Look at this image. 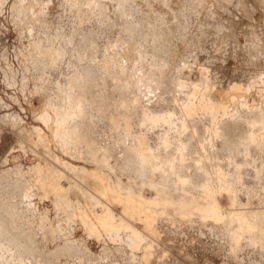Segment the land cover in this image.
I'll list each match as a JSON object with an SVG mask.
<instances>
[{"label": "rangeland", "instance_id": "1", "mask_svg": "<svg viewBox=\"0 0 264 264\" xmlns=\"http://www.w3.org/2000/svg\"><path fill=\"white\" fill-rule=\"evenodd\" d=\"M76 1L75 0H60L59 2V0H0V178L2 179V182H6V184H9V187H11L10 190L14 188V191H16V192L13 191V194H12L13 199L11 198V196L6 198L9 201V203H6V204H9V205L13 204L12 205L13 211L15 210L16 214L20 215L22 219V220L19 219V222L21 221V223H18L20 225V226L18 225V227L20 228L17 229L18 231L16 232V234L19 232L20 233L16 236L11 233V235L15 236L16 238L15 239L13 237L14 242L18 244L16 245L15 249L10 250L8 248V243L4 241V237L0 235V259L2 260V264H264V239H263L264 235H263V238L261 237V235L258 236V234L264 233V221L259 219L256 222L254 226L257 229H260L256 233L243 232L241 229H239L236 222L228 221L229 214L231 213L230 211L235 213L237 211H240V209L242 212H247V213L262 212V214L259 213L260 217L262 218L264 217V156H263L264 151L262 152L259 150L257 151V150L252 149L251 152H249V154L231 153V155L229 153L225 154L226 152L223 153L221 151L218 152L216 150H215L216 151V154H215L214 153L215 151L214 152L210 151V149H209L210 152L208 151L206 152L205 156L208 155V164L212 168L211 172H213V178L216 176V175L214 176V174H218V177L221 176L220 178L227 179L226 180L228 181L227 188L226 187L225 188L226 190L231 189V191L229 192H231V194L233 193L232 196L234 200L233 205H230V202H229L230 200H228V198H226L225 196L224 198L223 196H221L220 198L221 200L217 199V204L220 205V208H222L221 210L224 211L223 216H222L224 219H222L223 221L222 220L220 221L221 223L217 221L218 224L217 223L215 224L214 222L216 221L211 222L210 219L208 221H202L206 219H202V217L198 218V215L196 213H193V211L196 209L194 204L190 203L186 199H183V196H181L180 194L178 193L175 194L176 191L173 190L172 185L170 186L171 180L169 181L170 183L166 182V180L164 182V180H162L163 178L160 177L162 179H159V180L157 179L156 180L158 182L157 183L153 181L152 176L148 174L146 175V179H144L146 180V182H144L143 177L145 178V175L142 174L143 176H141L140 172H136L137 170L138 171L140 170V167L136 166L134 161L131 162V160L129 159L130 157H127V155L124 154V156L126 155L125 157H127L124 160L127 163L126 165L125 163H123V161H121L123 159H120L121 161L120 163V161L118 160L119 158L118 159L114 158V156L116 157L117 155L118 157V155L120 156V154L121 156H123V154L120 153L119 149L126 152L127 151L126 148L130 147L129 143H131L132 141L131 140L127 141V139H125L119 131L116 134L115 133L116 130H113L110 124H107V119L109 122L111 120H112L111 122L113 121L114 123L117 122L119 118L115 117L116 120L115 119L113 120L114 118L113 116L117 114H119L120 118H122L119 112V109L122 108L123 110H126L125 108H127L128 106L127 102L129 101H130V105L133 101L134 102H136L137 100L140 101L137 103V105L140 103L139 104L140 106L137 107V105H135L136 109H139V114L141 112L145 113L146 108H147L146 112L148 111V108H149V111L151 110L150 112L153 114V116H154V113L156 116V113H158V115L159 114L169 115V113H171L172 111L176 112L175 105L180 101L181 103L186 102V100L182 98L184 96V93L182 96V93H181L182 91H180L181 88H178V87L175 88V86L176 84L179 86L180 85L179 82L181 83L183 82V80L184 81L186 80L187 82V80L191 79L193 81L194 78L191 77V75L189 74L185 75L187 74V72H185V69L186 71H188L187 67L189 66L188 69H190L191 71L192 69L196 68L198 65L200 67H202L203 65L204 66L211 65L210 70L213 68L214 70L218 71L216 74L218 75L217 78L216 77L211 78L214 83L216 82L215 79L217 80L220 77V73L221 75L224 74V71L225 73L227 72V74H229L230 72L233 75L241 74L242 72L243 73L242 77L248 78L246 77L248 75L250 78L251 77L252 79L254 78L255 81L253 82V86L255 87L251 86V89H250L251 91H249L254 96L253 95H252L253 97L250 96L251 99L248 97L249 99L247 100V102L251 103L254 101L256 102L255 104L258 106L260 110H264V102H263L264 101V98H263L264 97V47H263L264 40L261 39V38H264V11H262L261 9V8H264L262 7L263 5L262 3L264 1L261 3L262 4L261 7L256 9L257 11L261 9L257 13V11L256 12L253 11L254 8L252 7V4H250V0H246V2L245 1L242 2V0L241 1L238 0L239 2L237 5H235L237 1L234 2L233 0V3H235L234 4L235 6L233 5V3L231 5L229 4L232 2V0L229 3L227 2L228 5H226L227 3H225L228 0H223L225 4H223V2H221L220 0V3L223 6L226 5L227 7V10H223V11L220 9V7L222 8L223 6H221V4L218 3L219 0L217 2L216 0H193V2L192 0H178L180 2V5L179 7L175 8L176 13H174L175 15L174 17L177 18V21L175 18L173 19V17H171L173 13L170 14L171 10L169 8L167 9H169L170 12L167 9L164 10V13L166 14V16L170 15V20L172 19L173 22H175L171 24L170 22L172 20L170 21L169 19H167L163 12H158L157 16L153 13L152 14L154 16L153 15L150 16L151 13L148 14V12H151L153 10V7L151 10L152 2H154L153 0L152 1L143 0L142 6L144 7H141V8L139 6L141 5L140 3L138 4L139 7L137 6V3L136 5L135 3L132 4L134 0L132 1L127 0L128 2L131 1L132 3L131 2L127 3L123 0H117V1L107 0L108 2L106 0H98L97 2L100 1L99 4L95 3L96 0L95 1L90 0L91 6L88 3L90 2L89 0H76ZM101 1L105 4H103ZM110 1L111 2L114 1L116 4L122 1L123 2L122 5H124V7H130L129 5H131L130 7L131 11L128 12L127 8L125 10V8L121 7L122 5L119 6V4L117 5L118 7L117 6L113 7L112 5L115 6V3L113 2L114 4H112ZM147 1L148 2L151 1L150 6L147 4ZM169 1L171 2V0H162L163 3L164 2L169 3ZM92 2L100 8H102V5H100V3H102L103 5L106 6L108 11L106 10L105 6H103L102 10L104 11H102L101 9L97 8V6L95 7ZM124 2L127 4V6L125 5ZM72 3H74L75 9H74V6H72L73 5ZM196 4L199 7L196 6ZM239 5L241 6V8L246 6L245 8L247 9L243 8L242 9L243 11H242L239 8L240 7ZM135 6L138 7L137 10ZM94 7L96 9H94ZM70 8H72L73 10ZM88 8L89 10L94 9L96 11L91 10V13H90ZM122 8H124V10ZM144 8H146L149 11H147ZM195 8H197L199 11L195 10ZM134 9L136 10L135 12H134ZM217 9L219 11H217ZM77 10L78 12L80 10L81 13L78 14ZM244 10L246 11V13ZM45 11L47 12L45 13ZM115 11L117 12V16H116ZM195 11L198 12V14H196ZM216 11L218 13V14L216 13L217 15L216 18L218 17L217 19L214 18L215 17L214 13ZM220 11L222 14V15L220 14L221 18L219 15ZM247 11L248 12L250 11L249 12L250 14H248V16L250 15L249 22L251 23L250 24L248 23V21H246L248 23V27L246 25L247 23L244 21V19L247 20L248 18L246 16V14L248 13ZM111 12L113 14L112 16L115 15L114 18L110 17ZM222 12L224 13V15L230 12L229 15H231L230 19H232L233 24H235L237 21L236 20L237 14L242 13V16L244 14L245 16L243 19H242V16H240L241 14L238 16H239V19L241 17L242 21L241 19L240 21L246 26V27L243 26V28L247 29L245 30V32L246 31L247 32L242 33V32H239V31H243L242 29L237 30V28L239 29V27H236V29H234V26L232 25L233 27L232 29H230L231 25H230V28L228 26V28L230 29L229 32L231 30H233L232 32L237 30L234 33L228 32L232 36L230 37V41H231L230 42L228 38L230 35L228 36L227 35L228 33H226L228 31V28L225 30L227 37L225 36L223 32L224 31L223 26L225 29V24L223 23L227 22L225 18H227L229 15L228 16L225 15V18H224V15ZM231 12L233 13V16H236L235 18L232 16ZM127 13H128V16H127ZM76 14H78V17H79L78 19H77ZM89 14H91V16ZM101 14L103 17L101 16ZM125 14L126 16L124 17L127 19V21H124L126 19L122 18L123 15ZM206 14L210 15V17L206 16ZM106 15H108L109 17H107ZM148 15L150 16V19H156L157 21L151 20L150 22ZM211 15L214 17H212ZM205 17H209V18L212 17L214 21L213 19L206 20ZM252 17H253L254 23L251 22L252 20L250 18ZM201 18L203 20H201ZM219 19H223V21L225 19L226 21L225 22L222 21L223 23L219 22L221 24L219 25V23L217 22ZM234 19L236 21H234ZM167 20H169V22H167ZM256 20H257L256 28L259 34L255 28ZM154 21H156L157 23L156 25H158V23L159 25L158 26L154 25L156 27H153L151 23H153ZM162 21L163 22L166 21L165 24L163 23L164 25L161 24ZM205 21L209 22L211 25L209 23L208 25L207 22ZM229 21L230 20L228 18V22L226 23L227 25L228 23L230 24ZM148 22L150 25H148ZM216 22L218 23L219 28L223 30L222 32L217 31L219 30V28L217 25H215L217 24ZM125 24H127V27ZM166 24H168L167 25L168 31L169 29L172 30L171 31L172 33L169 37H168V34L163 33V32H167L165 31V29L167 30V27L165 28ZM212 24H214L215 27L217 28L216 30L217 32L214 31V29L216 28L214 26L213 28ZM183 25H186V26L184 27ZM251 25L252 27H250ZM156 28L158 29L162 28L160 30L161 32L158 31V29ZM202 28L205 31L204 30L201 31ZM145 30H146V33H144ZM249 30H251L250 35L248 34ZM252 30H253V34H256L257 36L259 35L258 37L261 36L260 38L261 42H260V39L256 35L252 36L251 38ZM208 31L209 33H211L212 31L213 32L209 35ZM215 32L217 35H215L214 37L213 34ZM143 33L145 34V36L143 35ZM206 33L208 34V36L206 35ZM247 34L249 36H247ZM160 35H162L163 37ZM216 36H217V39L219 38L218 39L219 41L215 40ZM235 36L236 38H234ZM245 36H247L248 38L250 37V38L248 39ZM146 37L147 38L149 37L148 40ZM158 37H162V38L159 39ZM205 37L209 40H207ZM253 37H255L256 39L258 38L257 41L256 39H254L257 42L256 44H254L255 43L254 40L252 41ZM81 38H84V39H81ZM150 38H152L153 40L151 41ZM155 38L156 40H159L158 44H157V41L154 40ZM221 38H223L226 44H227L226 41H229L228 46H230V43L231 45L234 44L232 43V41L235 42L234 46H236L238 43L239 45L237 47L240 48V50L238 51L235 50L236 52L232 53L233 51H230V50L231 49L233 50L234 46H230V47H233L230 49V47L228 48L227 45H223L225 43ZM226 38L227 40H225ZM142 39L143 41H141ZM162 39H164V43H165V39L166 40L168 39L167 41L169 43H167L166 41V45L160 44V42L161 43L163 42ZM212 39L214 40V42ZM84 40L87 41L86 42L87 44L85 43L82 44ZM88 41L90 42L91 45L88 43ZM247 41L249 43H247ZM250 41L251 43L252 42L254 43L250 44ZM75 42H76V45H75ZM258 42L260 43L259 45H258ZM136 43H138V45ZM201 43H203L202 46L200 45ZM77 44H79L78 45L79 47L77 46ZM204 44L205 46H203ZM220 44H222V46H220ZM83 45H85L84 46L85 49L82 47ZM93 45H94V50L96 51V55H94L95 51L92 50ZM113 45H114L115 50L113 49ZM125 45L127 47H125ZM133 45L135 48H133ZM139 45L142 46L141 47L142 49L139 47ZM213 45L220 46L218 48L216 47L217 50L214 49L216 50L215 52L216 54H218L219 58L216 56V54H214L215 52L213 53L212 51V53L215 56H212L213 54L210 52V50H213L211 48ZM128 46H132L131 48L129 47L131 50L136 49V51L130 50V52L133 53L132 55H134L135 58L139 56L142 59L144 57L143 58L144 63L143 61L142 62L140 61L142 64V67H141V64H139L140 67L136 64V66H133L132 68L131 66L132 63H129V62H132V61L135 62L134 61L135 58L133 57L130 58L129 56L131 55V53L128 51L125 52L128 49ZM200 46L201 48L198 49V47ZM223 46L224 48L221 49V47ZM80 47H82V49ZM86 47L88 48L86 49ZM243 47L245 48L241 50V48ZM261 48H262L263 55L260 51ZM46 50L49 53L46 52ZM81 50H84V51H81ZM137 50L139 51L137 52ZM207 50L209 52H206ZM75 51L77 54L75 53ZM223 51L225 52L229 51L228 52L229 54L227 52L226 54H224ZM240 51H242V55ZM57 52L59 53L58 55L60 56V57L58 55L56 56V58L59 57L57 58L58 60L56 58L51 57V53H57ZM83 52L85 55L82 54ZM90 52L93 56H91ZM134 52L137 54H135ZM78 53L82 57L78 55ZM209 53H210V56L212 57L209 56ZM195 54L197 57L195 56ZM220 54L222 56V59L220 58ZM115 55L118 57V59ZM42 56L44 57L43 58L44 60H42ZM48 56L50 57V59H54L53 60L54 64L51 63L52 60L50 61V64L48 63L49 60L48 62L46 61L47 59H49ZM52 56L54 57V54ZM79 56H80V59H79ZM150 56L151 57L153 56L154 58L151 59ZM87 57L89 61L86 60ZM115 57H116V61H118L117 65H116V61H113V59L115 60ZM139 57L136 63L138 62V60H141L139 59ZM93 58L96 62L93 61ZM194 58L195 59L197 58V59L194 60ZM104 60H107V64L109 63V61H111V63H109V66L110 64L114 62V64L112 65H115V66H111V67H109L108 65L107 67L104 66L106 64L105 62V64L103 65ZM209 60H211L214 64L210 62ZM214 60L217 62H214ZM145 61L147 63H145ZM100 64H102L101 66L108 68V70L104 68L102 69V67H100V70H99ZM118 65L120 68L118 67ZM116 66L119 68V70ZM182 66L184 67L182 68ZM115 67L117 68V70ZM121 67H122L123 75L126 70L125 75H128L126 79L124 78L125 75L123 78L118 76V75H122L120 73ZM125 67L127 69H125ZM145 67L147 68L145 69ZM216 67L217 68L219 67V68L217 69ZM86 68L88 70H86ZM141 68L142 70H139ZM101 69L104 71H102ZM128 69L130 73H127ZM147 69H148V72H147ZM155 69H157L156 71H154L155 73H157L156 74L157 76L161 75L162 78L163 77L165 78L162 79L158 77L159 78L158 79L157 76H155L153 72V70ZM173 69H176L175 71H178V75H176L177 72H175V74L173 73L174 71ZM180 69H184L181 71V72L184 71L183 72L184 75L183 74L181 75ZM105 70H107L111 74L106 72ZM110 70L112 72L114 70V72L117 73V77L119 78H117L116 75H114L115 74L114 72H113L114 76H112V72ZM143 70L146 71L147 74L149 73L154 74V76L157 79H154L155 77L153 78V76L149 77L150 74L147 75L146 73H143L144 72ZM234 70H236V72ZM137 71H138V74H136ZM140 71H143L142 72L143 74H140ZM239 71L241 72L239 73ZM97 72H99V74ZM132 73H133V76H132ZM234 73H237V74H234ZM78 74H81V78L80 76H76ZM171 74H173L176 77L177 76L180 77L179 80L181 78H184L185 76L183 80L182 79L181 81L178 80V83H176L175 86L173 87H171V85L173 84H171V81H170V87L172 89L169 88V83L166 84L167 82H169L168 80H170L171 78L176 79V77H174ZM129 75L131 76L130 78H129ZM85 77L87 78L85 79ZM97 77L99 78L97 79ZM106 77H107V80L108 78L113 79L114 77H116L115 79L117 81L120 80L121 78L122 79L118 83L116 82L115 79H114L115 81L113 80L114 82L112 81L108 82L106 80ZM72 78H75L76 81L80 80V82H78L79 84H77V87L71 86L74 81ZM99 79L101 80L100 84L103 81L101 85H99ZM161 79L162 81L160 82ZM130 80H133L134 82ZM156 80L160 82L159 83L160 85L158 84L159 86L153 87L152 82ZM70 81H71V85H70ZM175 81H172V82H175ZM81 82L84 83L83 86ZM226 83L225 84L220 83L221 85L220 87H222L223 89L225 88L224 90L229 88L228 84L230 85L229 82H226ZM95 85H97L96 86L97 88L95 87ZM108 85L110 86L108 87ZM87 86L89 87L87 88ZM90 86L91 88H93L92 86H94V88L89 89ZM105 86H106V89H105ZM122 86L125 91L128 90L127 92L129 93L130 97L132 95L131 98L129 97V95H126L128 93H125V91L123 92L122 88L120 89V91L122 90L123 93H120V91L118 92L119 88ZM98 87L100 90L98 89ZM70 88L73 89L72 92H70L71 91L69 90ZM95 88H96V91H98L97 93L95 91ZM84 89L88 92H86ZM135 89L137 92L135 91ZM176 89L179 90V91L177 90L178 91L177 93H176ZM76 90H78L79 94L82 93L80 92V90L81 91L84 90L83 92L85 93L80 94V95L86 94L84 95L86 96V98L85 97L83 98V96H80L82 98H79V94H77L78 92H76ZM102 90L105 92L110 91L108 93L109 97L105 93V95L108 98L105 95L104 96L106 98L104 96H103L104 98L102 96H101L102 98L100 96L97 97L98 95H103L102 93L104 92H102ZM113 90L117 91L115 93L117 94L116 95L117 98L113 94ZM171 90L174 93L173 97L171 95L172 94ZM58 91L59 93H61L60 95L61 97L57 94ZM92 91L95 92L96 94L95 95L94 93L91 94ZM69 92H70L69 95L73 93V95H75L76 98L78 95V100L75 99L77 100V104H78V101L84 99L83 101H81V103L82 102L85 103V107H84L85 109L83 108L84 104L82 103V105H80L79 107L81 109L79 110L80 111L85 110L84 113L86 114H84L83 112H80V114L82 115V117H80L81 119L80 120L78 119L80 115L79 112L78 113L75 112L74 118L71 120V122H70L71 117H66V121L63 122V125L66 128L65 131H68V133L70 132V134L74 131L72 129L79 128L78 133L77 131L76 133L75 132L74 133L77 135V138L82 139V141H80V139H77L76 140L77 142L76 141L74 142V139H76V137L74 136V138L72 139L73 141L70 142L71 144L67 142L69 144L68 145L66 144V142L63 144L62 140L55 138V135H56L54 134L56 132L55 128H57L59 125H57L56 123V121H58V115H57V118H55L54 116L57 113H55L54 115L53 113L55 111L57 112V110L54 111L55 109L54 107L59 109V106L64 107L66 105L65 103L66 101L64 103H62V101H64V99L67 100L68 97L63 98V100H62V97H65V95H68ZM89 92H90L89 96L93 95L94 97L90 96L91 98H88L87 93ZM258 92L260 93V95H258L259 94ZM110 94L112 96H110ZM137 94L139 96L135 97ZM167 94H170V95H167ZM73 95L71 96V98L74 99L75 96L73 97ZM121 96L123 99L122 103H124V106L126 105V107H123V104H121V108H119L120 106L116 105V103H119L120 105ZM176 96L178 97L176 98ZM124 97L127 100H125ZM126 97H128L129 99ZM87 98H88V101H87ZM132 99H135V100H132ZM173 99L175 100L178 99V100L175 101ZM172 100L174 101V103H172L173 102ZM113 101L114 103H111ZM257 101H259L258 104H257ZM91 103H92V106H91ZM108 103H111V104H108ZM77 104L75 103V107L79 106ZM114 104L115 106H113ZM183 104L185 105V103ZM53 105L55 106L53 107ZM177 105L181 106L180 103ZM101 106L103 107L101 108ZM87 107H89V109H86ZM90 107H93V108L91 109ZM113 107L115 109V112H118V113L115 114L114 109H112ZM117 107L119 108L118 110H117ZM141 108L145 110L141 111ZM100 111L102 112V114L100 113ZM98 113H100V115ZM237 113L239 114L241 113V117L243 118L242 120L245 123L247 122L255 123L256 121V119L248 117V115L247 116L244 115L239 109ZM75 115H77V118H75ZM158 115L156 117H158ZM99 118H101L102 120L100 121ZM77 119H78V122L80 123L76 125L73 120L77 121ZM134 119H132L133 123L130 122L131 123V127H129L130 134L132 135L133 133V136H138L140 138L143 136L141 139L144 140V143H145L144 149L146 150L149 149L150 151H152L153 156L158 155V157H156L155 159L159 158L158 159L159 163L160 162L162 163L163 161L164 163L167 162V160H165L166 159L165 154H163V151H165L166 149L162 150L163 148H161V145L159 144L164 140L163 135L166 133L165 127L162 126L161 124L159 125L160 128H158L159 126L158 127L156 126L154 130H153V127L150 130L149 129L150 125L146 123L144 124V126H141L139 128V124H140L139 117L137 118L138 120L136 121H134ZM263 119H264V116L261 117V120ZM98 120L100 122H98ZM71 123L73 124L71 125ZM262 132L263 131L259 132V135L260 134L263 135ZM37 133L39 135H37ZM172 135L173 134H169V136H167V133H166V137L169 138V140L170 138L174 137ZM160 137H162L163 139ZM159 139L160 141L162 139V141L160 142ZM182 139L184 140L182 141L185 144L189 142V139L186 137H183ZM122 140L123 141L126 140L125 141L126 148L123 146L124 142ZM91 141L96 142V145H94L95 143H92ZM118 141L119 142L122 141L121 144H122L123 149L121 148V144H119ZM170 142H171V146H170L171 148L169 147V149H167L164 152L166 153V155L168 154V156H170L171 154L173 155L174 153L173 148H175L172 142V139L170 140ZM255 142L259 143V139H257ZM115 143H116V146H115ZM191 143H190V146H193V142ZM133 145L134 146L132 147H135V144ZM93 146L94 148H97L95 149L96 151L99 149V153H95L96 151H94ZM158 146L161 149L158 150L157 149ZM116 148H118L117 149L118 151L117 150L115 151ZM188 149H189V153H192L193 155V147H189ZM153 151H156V153L158 152L159 154L158 153L156 154ZM108 152L109 154H107ZM88 154L90 155L88 156ZM92 155H96V160H94V157ZM101 155H104L103 159ZM159 156L161 158L163 157L165 158H163L162 160ZM88 158H90V160ZM104 158H105V161H103ZM127 159H128V162H127ZM98 160H102L103 162H100ZM130 163L131 164L133 163L138 169L134 168L135 166L133 164L131 165ZM231 163L232 164L235 163V165L237 166L234 168L229 166ZM123 165L124 167H122ZM127 165L128 166L130 165L131 167H133V169H130V167H128ZM165 167L164 169L162 167L161 168L165 170L166 169ZM72 168L76 169V172H75V174L77 173L76 175L72 173L71 171H69V169L72 170ZM15 169H18L19 172L20 171L21 172L19 173L18 170L16 171ZM48 169L49 171H47ZM186 169H190V167ZM186 169H183L181 171L180 170H176V171L177 172L179 171L178 172L179 175L177 174V176H181L180 179L182 180L183 179L186 180V178H188L186 172L187 173L189 172L188 174H191L190 171H192V174H191L192 176L189 177L190 181L186 180L188 181V183L185 182L187 186H189L190 183L193 184V186H196L195 188H199V186L203 185L202 183L203 180L197 179L198 176L196 175V172L194 171L193 168H191L190 171L189 170L186 171ZM37 170L39 173L37 172ZM84 170L89 173L91 171L92 172L94 171V173L98 175V178L101 179L102 181L101 186L105 187L104 192L106 194L105 196L109 200L108 203L110 205V208L108 206H105L103 209L101 206L98 207L96 203L91 204L89 199L93 195L90 192H88V190L92 188V186H94L93 185L94 182H91V180H93L91 179V177H87L88 174L86 176L85 174L82 176V171ZM182 171L184 172L186 171L185 174ZM44 172L45 173L48 172V173L45 174ZM49 172L52 173V175H49L50 174ZM180 172L183 173V175L180 174ZM194 172H195V176L193 174ZM15 173L16 174L19 173V175H16ZM148 173H150V171ZM66 174H69L72 177L75 176L74 177L75 180L80 181L82 184L83 183L86 184V187L85 188L83 187L84 191H82L81 193L82 194L87 193V195H89L88 196L89 199H87L84 195L82 196L80 194L82 196L81 197L79 195V192H77V190L76 192H72V193L69 191L68 194L66 193L64 194V196H62V199L60 197L54 198L53 196L54 194L52 195V193L48 189H46V187H43V186H46L45 182L47 181V180L44 181L45 180L44 177L47 178L48 176H52L55 179L59 178L58 180H60V182L61 181L64 182V179L66 180V178H70L69 175H66ZM100 175L102 176V178ZM138 175L142 178H139ZM61 176L63 178H61ZM217 179L215 180V184L216 182H219V180L217 181ZM37 180H40V181H37ZM42 181H44L43 184H41ZM142 181H143V184H142ZM151 182L152 183L154 182V184H156L155 187L159 186L157 187V189L159 190L160 188L161 192H163L161 194L158 193L160 194L159 197H158V194H156L155 196L154 194L155 192L152 190L151 191L153 193L150 191L148 192L140 191L142 189L141 184L144 188L145 186L148 187V185L151 186L150 185ZM217 184H216V187L218 188L220 184L219 186ZM138 187H139V190H138ZM17 191H18V195H17ZM134 191H136L134 194L141 195V197H143L145 201L149 202L150 200L151 201L156 200L155 201L156 204H153L155 205V207H153L152 205H150L151 209L149 207H144V209L148 208L146 210L148 211V215H151V217L154 218L151 220L153 224L150 227L153 229L150 230L148 228L150 231L148 230L149 237L147 238L144 236L145 234L143 233L144 229L146 230V228H144L145 225L144 227L142 226V223H143L142 220L143 219L147 220L148 218L151 219V217H148L146 219L145 213L143 215V212L141 211L142 213L139 214L141 218V219L139 218L140 222L139 223L135 222V220L138 219V215L136 214L137 218L136 219L131 218L132 221L130 220V222H133V221L134 222L133 223L128 222L129 224H131L129 226L127 224L128 220H125V219L123 220L121 216L122 211H123L121 210L122 206L119 207V205L112 204L113 203L112 198H115V200H118L117 198H124L126 196H129L130 195L129 193L131 192L133 193ZM222 203H224V205ZM222 205L224 206V208ZM162 210L163 212H161ZM107 211H109L110 213H108ZM153 211L157 213H154ZM228 211H229V214H228ZM150 212L153 214H151ZM227 214H228V217H227ZM91 215L108 216L109 218H111L110 222L108 221L109 225H111L110 223H112L113 227H117L120 224L122 228L121 230L118 228V230H120L119 231L120 233L117 236L118 239L115 237H109L110 238L109 239L107 236L104 235V233L100 235L98 231H96L99 229L101 230V232L102 231L107 232L106 223L108 222L106 223L102 222L100 224L95 223L94 224L95 226L90 227V222L88 218ZM136 215L134 214V217H136ZM118 220L119 222L121 220V223H119ZM214 226H216V228ZM129 227L132 233H133L132 231L133 227H134L135 232H137L136 239L134 240L135 241L134 244L136 243L135 246L129 245V242H127L128 241L127 237L128 235L131 234L130 231L127 230L129 229ZM116 231L115 233H117ZM26 237H28L30 241L27 240ZM18 246L20 247L22 246V249L20 248L19 250H16L19 248ZM23 251L29 254L26 253V255L24 256L25 253L23 254ZM21 253L23 256L21 255Z\"/></svg>", "mask_w": 264, "mask_h": 264}, {"label": "bare ground", "instance_id": "2", "mask_svg": "<svg viewBox=\"0 0 264 264\" xmlns=\"http://www.w3.org/2000/svg\"><path fill=\"white\" fill-rule=\"evenodd\" d=\"M76 1V0H75ZM90 1V0H89ZM92 1H95V0H92ZM98 0H96V2L95 3H97V4H99V2H97ZM107 1V0H106ZM117 1V0H116ZM123 1H125V2H127V3H130L131 1H127V0H123ZM137 1V2H136ZM142 1L143 0H134L133 1V3L132 4H134L135 3V5H136V3H137V6H138V4L140 3L141 5H139L140 6V8L141 7H144V6H142ZM149 1V0H148ZM147 1V4L150 6L151 4V1L150 2H148ZM154 2H152V5H151V10H152V7H153V10L151 11V12H148V14H150V16L151 15H153V14H155L156 16L158 15V12H163L164 13V10L165 9H167V8H169L170 10H171V12H170V10L169 9H167V10H169V12H170V14L171 13H173V15L171 16V17H173V19L175 18L174 16V13H176V9L175 8H177V7H179V5H180V2L178 1V0H171V2L169 1V3H163L162 2V0H153ZM218 0H216V2H217ZM231 0H228V1H226L225 3H229ZM237 1V3L235 4V3H233V0H232V2L231 3H229L230 5L233 3V5L235 4V5H237L238 4V0H234V2H236ZM241 1V0H240ZM243 1H245L246 2V0H242V2ZM264 0H250V4H252V7L254 8V12H256L257 10V8H259V7H261V5L263 4L264 5V2H263ZM59 2H60V0H59ZM77 2V1H76ZM102 2V1H101ZM108 2V1H107ZM106 2V3H107ZM111 2V1H110ZM114 1H112L111 3L112 4H114L113 3ZM119 2V1H118ZM124 2V3H125ZM192 2H193V0H192ZM213 2V1H212ZM221 2H223V0H221ZM263 2V3H262ZM63 3V2H62ZM89 3V5H90V3H91V1L90 2H88ZM93 3V2H92ZM103 3V2H102ZM100 3V5H102V8H103V6H105V5H103V4H105V3ZM122 1L121 2H119L118 4H119V6L120 5H122ZM219 4H221L220 3V0H219V2H218ZM224 2H223V4H225ZM228 3L226 4V5H228ZM248 3V2H247ZM262 3V4H261ZM73 5L72 6H74V9H75V5H74V3H72ZM94 4V3H93ZM118 4H116L115 3V6L114 5H112L113 7H116ZM198 4V3H197ZM196 4V6H198ZM216 4V3H215ZM88 5V6H89ZM109 5H110V3H109ZM125 5L127 6V4L125 3ZM226 5L225 6H223L222 4H221V6H223L222 8H224V7H226ZM229 5V6H230ZM234 5V6H235ZM262 5V7H264ZM91 6V5H90ZM89 6V7H90ZM94 6L96 7L97 5H95L94 4ZM130 7H131V5H129ZM138 6V7H139ZM166 6H168V7H166ZM195 6V7H196ZM240 6V5H239ZM242 6H244V5H242ZM248 6V5H247ZM63 7V6H62ZM71 7V6H70ZM87 7V6H86ZM94 7V9H96ZM118 7V6H117ZM121 7H124V5H122ZM130 7H124L125 8V10H126V8H127V11L129 12V11H131V8ZM132 7H133V5H132ZM136 7V6H135ZM138 7H136V10H137V8ZM199 7V6H198ZM197 7V8H198ZM217 7V6H216ZM219 7V6H218ZM231 7H233V6H231ZM246 6H244L243 8L244 9H247V8H245ZM251 7V6H250ZM97 8H99V9H101L102 10V8H100V7H98L97 6ZM105 8H106V6H105ZM124 8H122L123 10H124ZM130 8V9H129ZM139 8V9H140ZM197 8H195V10H197V11H199ZM221 7H220V9L223 11V10H227V7L226 8H224V9H222ZM241 10L243 9V8H241V6L239 7ZM238 8V9H239ZM252 8V9H253ZM43 9V8H42ZM46 9H47V7H46ZM70 9H72V8H70ZM69 9V10H70ZM92 10V9H90L89 10V8H88V10L90 11V13H91V10L92 11H96V10ZM121 9V10H122ZM144 9H146V8H144ZM193 9H194V7H193ZM219 9V8H218ZM217 9V11H219ZM262 9V11H264L263 9L264 8H261ZM260 9V10H261ZM73 10V9H72ZM87 10V11H88ZM106 10L108 11V9L106 8ZM119 10V9H118ZM135 9H134V12L136 11ZM143 10V9H142ZM147 10V9H146ZM229 10H230V8H229ZM260 10H258L257 11V13L260 11ZM102 11H104V10H102ZM117 11V10H116ZM115 11V12H116ZM140 11V10H139ZM147 11H149V10H147ZM217 11L214 13L215 14V17L214 16H212V17H214V18H216V13H217ZM238 11V10H237ZM236 11V12H237ZM243 11V10H242ZM242 11H240V12H242ZM245 11V10H244ZM44 12V11H43ZM47 11H45V13H46ZM72 12V11H71ZM77 12H78V10H77ZM122 12V11H121ZM143 12V11H142ZM168 12V11H167ZM194 12V11H193ZM196 12V11H195ZM248 12V11H247ZM250 12V11H249ZM247 13L246 14V16L248 17H246L247 18V20H245L244 19V21L246 22V21H248V23H250L249 21V17H250V15L248 16V14H250V13ZM254 12H252V13H254ZM44 13V14H45ZM76 13V12H75ZM79 13H81L80 12V10H79V12H78V14ZM88 13V12H87ZM93 13V12H92ZM114 13V12H113ZM123 13H125V12H123ZM138 13V12H137ZM153 13V14H152ZM208 13V12H207ZM210 13H212V12H210ZM209 13V14H210ZM223 13V12H222ZM230 13V12H229ZM229 13L228 14H225V15H229ZM232 13V12H231ZM245 13H246V11H245ZM78 14H76V16H77V19L79 18L78 17ZM122 14V13H121ZM130 14V13H129ZM165 14V13H164ZM196 14H198V12H196ZM218 14V13H217ZM221 14V11H220V13H219V15ZM236 14V13H235ZM241 14V15H240ZM240 14H237L236 16H237V18H236V20L234 19V21H236V23L235 24H233L232 22V19H230L231 18V15H229L227 18H225V15H224V13H223V15H224V18L227 20V22H228V18H229V22H230V24L228 23V25L226 24L227 22H225L226 20L224 19V21H223V19H219L217 22L219 23H221L222 21L223 22H225V23H223V24H225V29H224V26H223V30L222 29H220L219 28V26H218V23L217 24H215V25H217L218 26V28H219V30H217V28L215 27V25L214 24H212V27L214 26L216 29H214V31H223L224 32V34H225V36H226V33H228L229 32V30L230 29H232V27L234 26V29H236V27H239V29L237 28V30H243V31H239V32H244V33H246L245 32V30H247V29H244L243 28V26H245L241 21H242V19L244 18V14H243V16H242V13H240ZM261 14V13H260ZM90 16H91V14H89ZM95 15V14H94ZM113 14H112V12H111V16L110 17H113L114 18V16H112ZM218 15V16H219ZM222 15V14H221ZM221 15H220V18H221ZM238 15H240V16H242V19H241V17H240V19H241V21H240V19H239V16ZM258 15V14H257ZM89 16V17H90ZM101 16H102V14H101ZM107 17H109L108 15H106ZM116 16H117V12H116ZM122 16V15H121ZM124 16H126V14L125 15H123V17L122 18H125ZM127 16H128V13H127ZM150 16L148 15V17H149V19H150ZM154 16V15H153ZM161 16V15H160ZM206 16H209L210 17V15H208V14H206ZM232 16H233V13H232ZM236 16H233L234 18L236 17ZM253 16V15H252ZM46 17V16H45ZM81 17V16H80ZM103 17V16H102ZM165 17L167 18V19H169L170 20V15L169 16H166V14H165ZM169 17V18H168ZM176 17H177V15H176ZM209 17H205L206 18V20L208 19H213L212 17L211 18H209ZM254 17V16H253ZM253 17L252 18H250L252 21L251 22H253L254 23V20H253ZM82 18V17H81ZM121 18V19H122ZM129 18V17H128ZM218 18V17H217ZM216 18V19H217ZM120 19V18H119ZM126 19V18H125ZM130 19V18H129ZM148 19V20H149ZM176 19V21H177V18H175ZM261 19V18H260ZM105 20V19H104ZM143 20V19H142ZM141 20V21H142ZM147 20V21H148ZM151 20L153 21V20H156V19H150L149 21L151 22ZM169 20H167V22H169ZM172 20V19H171ZM170 20V21H171ZM201 20H203L202 18H201ZM221 20V21H220ZM124 21H127V19L126 20H124ZM131 21V20H130ZM157 21V20H156ZM156 21H154L153 23H151L152 25H153V27H156V26H158L159 25V23H158V25H156L157 23H156ZM161 21V20H160ZM212 21V20H211ZM213 21H214V19H213ZM243 21V22H244ZM166 22V21H165ZM165 22H163L162 21V23L161 24H165ZM202 22H204V21H202ZM205 22H207V21H205ZM244 22V23H245ZM256 22H257V20L255 21V24H256ZM109 23V22H108ZM124 23V22H123ZM171 23H175V22H173V20L170 22V24ZM209 22H207V24H208ZM219 23V25H221ZM232 23V24H231ZM247 23V22H246ZM245 23V24H246ZM248 23L246 24L247 25V27H248ZM252 23V24H253ZM147 24V23H146ZM163 24V25H164ZM169 24V23H168ZM168 24H166V26H165V28L167 27V25ZM185 24V23H184ZM206 24V25H207ZM210 24V23H209ZM208 24V25H209ZM251 24V23H250ZM254 24V25H255ZM259 24H261V23H259ZM126 25V27H127V24H125ZM143 25V24H142ZM148 25H150L149 24V22H148ZM154 25H156V26H154ZM173 25H175V24H173ZM176 25H177V23H176ZM180 25V24H179ZM182 25V24H181ZM207 25V26H208ZM211 25V24H210ZM230 25H231V28H230ZM233 25V26H232ZM254 25H253V27H254ZM129 26V25H128ZM140 26V25H139ZM144 26H145V24H144ZM184 27L186 26V25H183ZM228 26H229V28H228ZM123 27H125V26H123ZM169 27H170V25H169ZM213 27V28H214ZM242 27V28H241ZM246 27V26H245ZM250 27H252V25L250 26ZM249 27V28H250ZM257 27V24H256V26H255V28ZM259 27V26H258ZM201 28V27H200ZM209 28V27H208ZM228 28V31L225 33V30ZM156 29H158V28H156ZM162 28H160V29H158V31H160ZM172 29V28H171ZM181 29H183V28H181ZM210 29H212V28H210ZM254 29V28H253ZM202 30H204L203 28L201 29V31ZM208 30V29H207ZM237 30H235V31H237ZM256 30H257V28H256ZM165 31H167V32H163V33H166V34H168V37L171 35V31L172 30H170L169 29V31H168V27H167V30L165 29ZM205 31V30H204ZM216 31V32H217ZM233 30H231L230 32H232ZM234 31V32H235ZM250 31L251 30H249L248 31V34L250 35ZM125 32V31H124ZM152 32V31H151ZM153 32H155V31H153ZM161 32V31H160ZM169 32H170V34H169ZM211 32V31H210ZM213 32V31H212ZM211 32V33H212ZM216 32L213 34L214 35V37H215V35H217L216 34ZM221 32H219V33H221ZM229 32V33H230ZM234 32H232V33H234ZM257 32H258V30H257ZM135 33V32H134ZM133 33V34H134ZM144 33H146V30L144 31ZM143 33V35L145 36V34ZM208 33H209V31H208ZM211 33H209V35L211 34ZM227 34L228 36L230 35V34ZM237 33V32H236ZM256 33V32H255ZM158 34V33H157ZM160 34V33H159ZM241 34V33H240ZM247 34V36H249ZM258 34H259V32H258ZM132 35V34H131ZM206 35L208 36V34L206 33ZM238 35V34H237ZM236 35V36H237ZM245 35V34H244ZM256 34H253V30H252V33H251V38H252V36H255ZM137 36V35H136ZM139 36V35H138ZM143 36V37H144ZM147 36H148V34H147ZM160 36H162V35H160ZM212 36V35H211ZM219 36V35H218ZM224 36V35H223ZM236 36L234 37V38H236ZM247 36H245V37H247ZM257 36V35H256ZM259 36V35H258ZM257 36V37H258ZM130 37V36H129ZM142 37V38H143ZM163 37V36H162ZM162 37H158L159 39L160 38H162ZM168 37H166V38H168ZM210 37V36H209ZM227 37V36H226ZM230 37H232L231 35L228 37L229 38V41H230ZM88 38V37H87ZM134 38V37H133ZM136 38V37H135ZM147 38V37H146ZM149 38V37H148ZM148 38H147V40H148ZM172 38V37H171ZM206 38V37H205ZM213 38V37H212ZM225 38V37H224ZM234 38H232V39H234ZM248 38V37H247ZM246 38V39H247ZM250 38V37H249ZM248 38V39H249ZM259 39L261 38V36L260 37H258ZM257 38V39H258ZM81 39H84V38H81ZM145 39V38H144ZM207 39V38H206ZM219 39V38H218ZM217 39V36H216V38H215V40L216 41H219ZM222 40H223V38H221ZM254 39H256L255 37H253V39H252V41L254 40ZM257 39H256V41H257ZM262 40H264V38H261ZM261 39H260V42H261ZM150 40L152 41L153 39L152 38H150ZM154 40H156V38L154 39ZM168 40V39H167ZM166 39H165V43H164V39H162V43L160 42V44H165L166 45V41H167ZM170 40V39H169ZM207 40H209V39H207ZM207 40H206V42H207ZM213 40V39H212ZM225 40H227V38L225 39ZM251 40V39H250ZM81 41V40H80ZM130 41V40H129ZM141 41H143V39L141 40ZM141 41H140V43H141ZM157 41V44L159 43V40H156ZM173 41H175V40H173ZM204 41V40H203ZM224 41V40H223ZM229 41H226L227 42V44L225 43V41H224V43L225 44H223V45H227L228 46V43H229ZM255 41V40H254ZM255 41V43L254 42H252L251 43V41H250V44H256L257 42ZM259 41V40H258ZM79 42V41H78ZM77 42V43H78ZM87 41H85L84 40V42H82V44L83 43H85V44H87L86 43ZM131 42V41H130ZM154 42V41H153ZM202 42V41H201ZM205 42V41H204ZM209 42V41H208ZM213 42H214V40H213ZM212 42V43H213ZM231 42V41H230ZM81 43V42H80ZM88 43L90 44V42L88 41ZM132 43V42H131ZM144 43V42H143ZM167 43H169L168 41H167ZM177 43V42H176ZM182 43H184V42H182ZM221 43H223V42H221ZM232 43H234L235 44V42L234 41H232ZM237 43V42H236ZM247 43H249L248 41H247ZM137 45H138V43H136ZM147 44V43H146ZM153 44V43H152ZM186 44V43H185ZM184 44V45H185ZM202 44L203 43H201L200 45L202 46ZM211 44V43H210ZM234 44H232L231 45V43H230V46H234ZM260 43L258 42V45H259ZM264 44V43H263ZM263 44H261V45H263ZM75 45H76V42H75ZM74 45V46H75ZM79 44H77V46H78ZM91 45V44H90ZM135 45V44H134ZM134 45H133V48H135L134 47ZM142 45V44H141ZM148 45V44H147ZM156 45V44H155ZM183 45V44H182ZM216 45H217V43H216ZM239 44L237 43V45L236 46H234V48L233 47H230V46H228V48L230 47V49L231 48H233V50L231 49L230 51H233L232 53H234V52H236L235 50H240V48H238L237 46H238ZM85 45H83L82 47L85 49V47H84ZM87 46V45H86ZM143 46V45H142ZM142 46H140L139 45V47L141 48ZM153 46V45H152ZM181 46V45H180ZM201 46L200 47H198V49H200L201 48ZM203 46H205V44L203 45ZM214 46L215 45H213L211 48L213 49V50H210V52L212 53V51H213V53L217 50V48L218 47H220V46H222V44H220V46H215V48H214ZM244 46H246V45H244ZM66 47V46H65ZM76 47V46H75ZM79 47V46H78ZM82 47H80L81 49H82ZM125 47H127L126 45H125ZM132 47V46H128V49L125 51V52H130V48ZM138 47V46H137ZM138 47V48H139ZM206 47H207V45H206ZM217 47V48H216ZM238 49H237V48ZM240 47V46H239ZM251 47V46H250ZM253 47V46H252ZM264 47V46H263ZM88 47H86V49H87ZM89 48H90V46H89ZM109 48V47H108ZM107 48V49H108ZM112 48V47H111ZM139 48V49H140ZM222 48H224V46L223 47H221V49ZM227 48V49H228ZM245 47H243V48H241V50H243ZM258 48H260V47H258ZM96 49V48H95ZM107 49H106V51H107ZM113 49H114V45H113ZM142 49V48H141ZM202 49H203V47H202ZM214 49H216V50H214ZM220 49V50H221ZM250 49V48H249ZM254 49V48H253ZM92 50L93 51H95L94 50V45H93V47H92ZM91 50V51H92ZM97 50V49H96ZM115 50V49H114ZM122 50V49H121ZM133 50V49H132ZM131 50V51H132ZM208 50H209V48H208ZM206 51V52H209V51ZM260 50V49H259ZM50 51V50H49ZM81 51H84V50H81ZM90 51V50H89ZM92 51V52H93ZM98 51V50H97ZM110 51H112V50H110ZM133 51H136V49L135 50H133ZM139 50H137V52H138ZM140 51H142V50H140ZM261 53H262V55H263V52H262V48H261ZM46 52H48L47 50H46ZM46 52H45V54H46ZM53 52V51H52ZM205 52V53H206ZM224 52V54H226V52L225 51H223ZM229 52V51H228ZM227 52V53H228ZM256 52V51H255ZM49 53V52H48ZM75 53H76V51H75ZM81 53V52H80ZM112 53V52H111ZM131 53V52H130ZM130 53H128V54H130ZM135 53V52H134ZM158 53H159V51H158ZM212 53V54H213ZM218 53H219V51H218ZM232 53H230V54H232ZM239 53V52H238ZM240 53H241V55H242V51H240ZM246 53V52H245ZM257 53V52H256ZM45 54H43V55H45ZM54 54V57L52 56ZM59 53L57 52V53H51V57L52 58H56V56L58 55ZM77 54V53H76ZM82 54H84V52L82 53ZM90 54H91V52H90ZM94 54V53H93ZM127 54V53H126ZM133 53H131V55L129 56L130 58L131 57H133V58H135L134 57V55H132ZM135 54H137V53H135ZM139 54V53H138ZM211 54V55H212ZM214 54H216V52L214 53ZM212 55V56H215V55ZM223 54V55H224ZM229 54V53H228ZM258 54V53H257ZM50 55V54H49ZM78 55H80L79 53H78ZM85 55V54H84ZM88 55V54H87ZM94 55H96V51H95V54ZM107 55V54H106ZM204 55V54H203ZM235 55V54H234ZM237 55H239V54H237ZM245 55H247V54H245ZM59 56V55H58ZM81 56V55H80ZM80 56H79V59H80ZM91 56H93L92 54H91ZM116 56V55H115ZM136 56V55H135ZM195 56H196V54H195ZM209 56H210V53H209ZM212 56H210V57H212ZM216 56L218 57V54H216ZM251 56V55H250ZM47 57V56H46ZM49 57V56H48ZM60 57V56H59ZM59 57H57V58H59ZM65 57V56H64ZM82 57V56H81ZM117 57V56H116ZM116 57H115V60L113 59V61H116ZM128 57V56H127ZM128 57V58H129ZM139 57V56H138ZM138 57L137 58H135L134 59V61L135 62H129V63H132L131 64V66H132V68H133V66H136V64L139 66V64H141V62L144 60L143 58L141 59V57H139V59H141V60H138V62L136 63V61H137V59H138ZM151 57V56H150ZM197 57V56H196ZM44 57L42 56V60H44L43 59ZM56 58V59H57ZM77 58V57H76ZM112 58H114V57H112ZM119 58H120V56H119ZM129 58V59H130ZM132 58V59H133ZM152 58H154L153 56L151 57V59ZM216 58V57H215ZM215 58H213V59H215ZM219 58V57H218ZM220 58L222 59V56H221V54H220ZM46 59V58H45ZM68 59V58H67ZM79 59H78V61H79ZM83 59H84V57H83ZM82 59V60H83ZM117 59H118V57H117ZM197 59V58H196ZM195 58H194V60H196ZM206 59V58H205ZM212 59V58H211ZM217 59V58H216ZM39 60H41V59H39ZM48 60H49V62H48ZM52 60V64H54L53 63V60L54 59H50V57H49V59H47L46 61L50 64V61ZM58 60V59H57ZM65 60V59H64ZM86 60H88V57H87V59ZM108 60H110V59H108ZM67 61V60H66ZM89 61V60H88ZM93 61L94 62H96L95 60H94V58H93ZM141 61V62H140ZM210 62H212L211 60H209ZM43 62V61H42ZM55 62V61H54ZM82 62V61H81ZM87 62V61H86ZM105 62H106V64H105ZM118 61H116V65L118 64L117 63ZM120 62V61H119ZM206 62H207V60H206ZM214 62H217V61H215L214 60ZM219 62V61H218ZM102 63V62H101ZM109 63H111V61H109ZM109 63L107 64V60H104L103 61V65L104 66H106L107 67V65L109 66ZM133 63H134V65H133ZM143 63H144V61H143ZM145 63H147L146 61H145ZM195 63V62H194ZM213 63V62H212ZM46 64V63H45ZM60 64V63H59ZM98 64V63H97ZM112 64H114V62L112 63ZM112 64H110V66L109 67H111V66H115V65H112ZM214 64V63H213ZM102 64H100V66H99V70H100V67H102V69L104 68V69H107L108 70V68H106V67H104V66H101ZM123 66V65H122ZM130 66V67H131ZM97 67V66H96ZM117 67V66H116ZM115 67V68H116ZM118 67H119V65H118ZM117 67V68H118ZM140 67V66H139ZM138 67V68H139ZM141 67H142V64H141ZM184 66H182V68H183ZM189 67V66H188ZM188 67H187V70L188 71H186V69H185V72H187V74H185V75H191V77H193L194 79H193V81L190 79V80H187V82H186V80L184 81L183 79L185 78V76H184V78H181L182 80H183V82H179V86L176 84V83H178V80H179V78L180 77H178V79H177V77L176 76H174L173 74H171V75H173L174 77H176V79H174V78H171L170 80H168L169 82H167L166 84H168L169 83V88H171V87H173V86H175V84H176V86H175V88L176 87H178V88H181V90L180 91H182L181 93H182V96H183V93H184V96L182 97L183 99H185L186 100V102H183V103H185V105L183 104V103H181V101L180 102H178L177 104H181V106H179V105H175L176 106V112H173L172 110V112L171 113H169V115L168 114H163V115H158V113H156V116L158 115V117H156L155 116V113H154V116H153V114L149 111V108H148V111L146 112V110H147V108H146V110L145 109H142L141 108V111L143 110H145V113H143V112H141L140 114H139V109H136V107H135V105H137V103L138 102H140L139 100H137L136 102H132L131 103V105H130V101L129 102H127L128 103V106H127V108H125L126 110H123L122 108H121V104H123V107H126V105L124 106V103H122V96L120 97L121 98V103H120V105H119V103H116V105H118V106H120L119 108H121V109H119L118 107H117V110L119 109V112H120V114H121V116H122V118H120V115L119 114H117V115H115L116 113H118V112H115V109H114V107L112 108V109H114V112H115V116H113L112 118H113V120L115 119L116 120V118H119L118 120H117V122H115L114 123V121L113 122H111L112 120L111 119H109V120H111L110 122L108 121V119H107V124H110V126L112 127V129L113 130H116V134H117V132L119 131L122 135H123V137L125 138V139H127V141L128 140H131L132 142V145H131V143H129L130 144V147H128V148H126L125 147V144H126V140L125 141H123L124 142V147L127 149V151L125 152V151H123V150H121V149H119V151H120V153H122L123 154V156H121V154H120V156L118 155V157H117V155H116V157L114 156V158H119L118 160L120 161V159H123V160H121V161H123V163H125V165L127 164L124 160L127 158V157H130L129 159L131 160V162H135V165L136 166H139L140 167V170L138 171H136V172H140V175L141 176H143V175H145V178L143 177V181L144 182H146V180H144V179H146V175H148V174H150L151 176H152V180L153 181H155V182H157L156 180L158 179H162V180H164V182H165V180H166V182H169L170 180H171V184H170V186L172 185V188H173V190L174 191H176V193L175 194H180L181 196H183V199H186V200H188L190 203H193L194 204V206H195V210L193 211V213H196L197 215H198V218H201L202 217V219H206V220H202V221H208L209 219L211 220V222L213 221H216V222H214L215 224L217 223V221H221L222 219H224L222 216H223V212L224 211H222L221 209L222 208H220V205H218L217 204V199H219V200H221L220 198H221V196H223V198H224V196L226 197V198H228V200H230L229 202H230V205H233V202H234V200H233V193L231 194V192H229V191H231V189H227L226 190V188H227V182L228 181H226L227 179L225 178V179H223V178H220L221 176H219L218 177V174H214V176L216 177H214L213 178V172H211V170H212V168H211V166L208 164V155L207 156H205L206 155V152L208 151V152H210V151H218V152H226L225 154H227V153H229L230 155H231V153H233V154H238V153H244V154H249V152H251V150L252 149H254V150H259V151H264V119L263 120H261V117L262 116H264V110H260L259 108H258V106L255 104L256 102H251V103H248L247 102V100L250 98V96L251 97H253L254 95L253 94H251L249 91H251L250 89H251V86L252 87H255V86H253V82L255 81V79L253 78L252 79V77L250 78L248 75L246 76V75H244V76H246V77H248V78H244V77H242L243 76V73L241 72V71H239V73L241 72V74H237V73H234V74H237V75H233V74H231L228 70V72H229V74H227V72L225 73V71H224V74H222L221 75V73H220V77L216 80L215 79V83L213 82V80L211 79L212 77H216L217 78V76L218 75H216L217 74V70H214L213 68L210 70V68H211V65L210 66H202V67H200L199 65L196 67V68H194V69H192L191 71H190V69H188ZM213 67V66H212ZM88 68V67H87ZM86 68V70H88ZM94 68V67H93ZM113 68V67H112ZM117 68H116V70H117ZM120 68V67H119ZM119 68H118V70H119ZM147 67H145V69H146ZM175 68V67H174ZM186 68V67H185ZM217 68V67H216ZM219 68V67H218ZM217 68V69H218ZM101 69V70H102ZM125 69H127L126 67H125ZM134 69H135V67H134ZM144 69V68H143ZM224 69V68H223ZM98 70V71H99ZM107 70H105L106 72H108ZM115 70V71H116ZM139 70H142V68L141 69H139ZM138 70V71H139ZM157 69H155V70H153V72L154 71H156ZM174 71H173V73L175 74V72H177V74L176 75H178V71H175L176 69H173ZM178 70V69H177ZM182 70H184V69H180V72L182 71ZM221 70V69H220ZM226 70V69H225ZM97 71V70H96ZM102 71H104V70H102ZM111 71V70H110ZM135 71H136V69H135ZM138 71L136 72V74H138ZM144 71V70H143ZM140 71V74H143V73H146L147 74V72H148V69H147V72L146 71ZM235 72H236V70H234ZM238 71V70H237ZM86 72V71H85ZM89 72V71H88ZM112 72V71H111ZM113 72H114V70H113ZM113 72H112V76H114V75H116V77H117V73L116 72H114L115 74L113 75ZM123 71H122V67H121V74L122 75H118L119 77H124V75L126 74V70H125V72H124V75H123V73H122ZM143 72V73H142ZM180 72H179V74H180ZM184 72V71H183ZM183 72H181V75L183 74L184 75V73ZM94 73V72H93ZM98 74H99V72H97ZM100 73H102V72H100ZM108 73H110V72H108ZM119 73V72H118ZM127 73H130L129 72V69H128V71H127ZM172 73V72H171ZM232 73H233V71H232ZM88 74V73H87ZM111 74V73H110ZM134 74H135V72H134ZM150 74V73H149ZM149 74H147V75H149ZM154 74H155V76H157L156 74L157 73H155L154 72ZM154 74H150V76L149 77H151V76H153V78L155 77L154 76ZM166 74V73H165ZM219 74V73H218ZM247 74V73H246ZM131 75V74H130ZM129 75V78L131 77ZM159 75V74H158ZM164 75V74H163ZM216 75V76H215ZM76 76H80V78H81V74H78V75H76ZM82 76H84V75H82ZM86 76H88V75H86ZM128 75H125V79H126V77H127ZM132 76H133V73H132ZM75 77V76H74ZM91 77V76H90ZM100 77V76H99ZM99 77H97V79L99 78ZM111 77V76H110ZM116 77H112L113 79H111V78H108V80H107V77H106V80L109 82H114L116 79ZM119 77H117V78H119ZM148 77V76H147ZM148 77V78H149ZM158 77H160V78H162L161 77V75H159V76H157V78ZM183 77V76H182ZM262 77H263V75H262ZM76 78V77H75ZM75 78H72L74 81H73V84L71 85V81H70V85L72 86V87H74V86H76L77 87V84H79L78 82H80V80L79 81H76L75 80ZM84 78V77H83ZM82 78V79H83ZM87 77H85V79H86ZM121 78V79H122ZM156 77L154 78V79H157ZM163 78H165V77H163ZM162 78V79H163ZM189 78V77H188ZM71 79V80H72ZM77 79H78V77H77ZM110 79V80H109ZM115 79V80H114ZM121 79L120 80H116V82L118 83L119 81H121ZM159 79V78H158ZM162 79L160 80V82L162 81ZM169 79V78H168ZM181 79L179 80V81H181ZM84 80V79H83ZM88 80V79H87ZM101 80H102V78H101ZM100 79H99V85H101L102 84V82H101V84H100V81H101ZM104 80V79H103ZM105 80V81H106ZM114 80V81H113ZM129 80V79H128ZM152 80V79H151ZM176 80V81H175ZM91 81V80H90ZM130 81H133V80H130ZM136 81V80H135ZM170 81H171V84H173V85H171V87H170ZM172 81H175V82H172ZM190 81V82H189ZM82 82H84V81H82ZM81 82V83H82ZM134 82V81H133ZM132 82V83H133ZM146 82H148V81H146ZM157 84H156V83ZM158 80H156V81H153L152 83V86L153 87H157V86H159L160 83ZM226 82H229L230 83V85L228 84V89H226V90H224L222 87H220L221 85H220V83H226ZM80 83V84H81ZM93 83V82H92ZM107 83V82H106ZM105 83V84H106ZM83 84L84 83H82V86H83ZM109 84V83H108ZM116 84V83H115ZM131 84V83H130ZM159 84V85H158ZM223 84V85H224ZM227 84V83H226ZM255 84V83H254ZM69 85V86H70ZM98 85V86H99ZM70 86V87H71ZM80 86V85H79ZM97 85H95V87H96ZM103 86V85H102ZM110 85H108V87H109ZM81 87V86H80ZM89 86H87V88H88ZM93 88H94V86H92ZM101 87V86H100ZM112 87V86H111ZM132 87H134V86H132ZM225 87V86H224ZM83 88V87H82ZM85 88V87H84ZM93 88H91V86H90V88L89 89H93ZM97 88V87H96ZM96 88H95V91H96ZM102 88V87H101ZM113 88V87H112ZM123 89V86L122 87H120L119 88V90H118V92L120 91V89ZM124 88H125V86H124ZM98 89H99V87H98ZM104 89V88H103ZM105 89H106V86H105ZM110 89V88H109ZM172 89V88H171ZM174 89V88H173ZM253 89V88H252ZM69 90H71L70 92H72V90L73 89H69ZM85 90V89H84ZM84 90H80V92H82V93H80V94H83V93H85V92H83ZM100 90V89H99ZM111 90V89H110ZM178 89H176V93L179 91H177ZM254 90H256V89H254ZM62 91V90H61ZM67 91V90H66ZM86 91V90H85ZM90 91V90H89ZM125 90L123 89V92H124ZM128 91V90H127ZM127 91H125V93H128ZM130 91V90H129ZM135 91H136V89H135ZM166 91H168V90H166ZM258 91V90H257ZM68 92V91H67ZM70 92L68 93V95H65V97H62V100H63V98H66V97H68L67 98V100L66 99H64V101H62V103H64L65 101V103H66V105L64 106V107H60L59 106V109H57L56 107H54L55 105H53V107L55 108L54 109V111L55 110H57V112L55 111L54 113H53V115L55 114V113H57V114H55V118H57V115H58V121H56V123H57V125H59L57 128H55V130H56V132L54 133V134H56L55 135V138H57V139H59V140H62V143L64 144L65 142H66V144H68L67 142H71V141H73L72 139L74 138V136L76 137V139H74V142L77 140V139H80V138H77V135L75 134L76 133V131H77V133H78V129H72V130H74L71 134H70V132L68 133V131H65L66 130V128L64 127V125H63V122H65L66 121V117H71L70 118V122H71V120L74 118V114H75V112L76 113H78L79 112V114H80V112H83L84 113V111L85 110H82V111H80L79 109H81V108H79L80 107V105H82V103H81V101H83V100H80V101H78V104H77V100H78V95L77 94H79V92H78V90H76V92H78L76 95H77V98H76V96L75 95H73V93L71 94V95H69L70 94ZM86 92H88V91H86ZM98 91H96V93H97ZM102 92H104V93H102L103 95H98L97 97H103L104 95H105V93L107 94V96L109 95L108 93L110 92H108V91H103L102 90ZM112 92V91H111ZM117 91H114L113 90V94L116 96L117 94H115ZM122 92V90L120 91V93H123ZM137 92V91H136ZM170 92V91H169ZM94 93V95L96 94L95 92H91V94H93ZM171 95H172V97H173V91L171 90ZM253 93H254V91H253ZM259 93V92H258ZM59 96L61 95V93H59V91H58V93H57ZM79 94V98H82V97H80V96H83V98L85 97L86 98V96H84V95H86V94H84V95H80ZM88 95H87V97L88 98H91L90 96H92V97H94L93 95H90L89 96V94H90V92L89 93H87ZM98 94H100V93H98ZM132 94V93H131ZM138 94H139V92H138ZM136 95L135 97H138L139 95ZM179 94V93H178ZM251 94V95H250ZM73 95V97L75 96V98L73 99V98H71V96ZM125 95V94H124ZM126 95H129V93L128 94H126ZM167 95H170V94H167ZM181 95V94H180ZM253 95V96H252ZM258 95H260V93L258 94ZM106 96V95H105ZM104 96V97H105ZM106 96V97H107ZM110 96H112L111 94H110ZM179 96V95H178ZM178 96H176V98L178 97ZM61 97V96H60ZM101 97V98H102ZM103 97V98H104ZM105 97V98H106ZM109 97V96H108ZM107 97V98H108ZM129 97H130V95H129ZM131 97H132V95H131ZM130 97V98H131ZM180 97V96H179ZM185 97V98H184ZM249 97V98H248ZM88 98H87V101H88ZM96 98V97H95ZM111 98V97H110ZM116 98H117V96H116ZM115 98V99H116ZM126 98H128V97H126ZM181 98V99H182ZM264 98V97H263ZM59 99V98H58ZM75 99H77V100H75ZM124 99H125V97H124ZM129 99V98H128ZM135 99H137V98H135ZM135 99H132V100H135ZM181 99H179V100H181ZM251 99V98H250ZM94 100V99H93ZM97 100V99H96ZM103 100V99H102ZM110 100V99H109ZM108 100V101H109ZM118 100H119V98H118ZM125 100H127V99H125ZM173 100H175V99H173ZM172 100V101H173ZM178 100V99H177ZM177 100H175V101H177ZM260 100V99H259ZM184 101V100H183ZM77 104V105H79V106H77V107H75V103ZM79 102H80V104H79ZM94 102V101H93ZM104 102V101H103ZM106 102V101H105ZM124 102V101H123ZM145 102V101H144ZM153 102V101H152ZM258 102L259 101H257V104H258ZM262 102V101H261ZM264 102V101H263ZM57 103V102H56ZM61 103V102H60ZM111 103H114V101L113 102H111ZM111 103H108V104H111ZM134 103H136V104H134ZM154 103V102H153ZM172 103H174V101L172 102ZM84 104V106H83V108L85 107V103H83ZM95 104V103H94ZM105 104V103H104ZM125 104H126V102H125ZM140 104V103H139ZM137 105V107L138 106H140V105ZM142 104V103H141ZM150 104H152V103H150ZM171 104V103H170ZM255 104V105H254ZM97 105H99V104H97ZM145 105V104H144ZM173 105V106H174ZM88 106V105H87ZM91 106H92V103H91ZM95 106V105H94ZM104 106V105H103ZM103 106H101V108L103 107ZM113 106H115V104L113 105ZM52 107V108H53ZM82 107V106H81ZM142 107V106H141ZM144 107V106H143ZM74 108H75V110H74ZM91 109L93 108V107H90ZM100 108V109H101ZM105 108V107H104ZM109 108V107H108ZM110 108H111V106H110ZM145 108V107H144ZM85 109V108H84ZM86 109H89V107H87ZM97 109V108H96ZM155 109V108H154ZM237 109V110H236ZM238 109L244 114V115H248V117H251V118H253V119H256V121H255V123H245L242 119V117H241V113L239 114V113H237L238 112ZM104 110V109H103ZM122 111V112H121ZM113 112V113H114ZM152 112H153V110H152ZM154 112H155V110H154ZM82 113V114H83ZM100 113L102 114V112L100 111ZM100 113H98L99 115H100ZM106 113V112H105ZM108 113V112H107ZM112 113V114H113ZM175 113V114H174ZM46 114V113H45ZM78 114V115H79ZM84 114H86V113H84ZM173 114V115H172ZM242 114V115H243ZM92 115V114H91ZM105 115V114H104ZM110 115H111V113H110ZM119 115V116H118ZM168 115V116H167ZM41 116V115H40ZM80 117H82V115L80 114L79 115V118L78 119H80ZM85 117V116H84ZM87 117V116H86ZM116 117V118H115ZM139 117V120H140V124H139V128L141 127V126H144V124H149L150 125V127H149V129L151 130V128L153 127V130H154V128L157 126H159V125H161L162 124V126H164L165 127V131H166V133H167V136H169V134H173L172 136H174V137H172V138H170V140L172 139V142H173V144H174V146H175V148H173L174 150V153H173V155L171 154L170 156H168V154L166 155V153H164L167 149H169V147L171 146V142H170V140H169V138H167L166 137V133L163 135V137H164V140L162 141V137H160V138H162L161 139V141H160V139H159V141L161 142V143H159L160 145H161V148H163L162 150H165V151H163V154H165V157H166V159L165 160H167V162H165L164 163V161L162 162V163H164V164H162L161 162L159 163L158 161V159L159 158H157V159H155L156 157H158V155L157 156H153L152 155V151H150L149 149H144V145H145V143H144V140H142L141 138L143 137H138V136H133V133H132V135L130 134V131H129V127H131V123L130 122H132L133 120L132 119H134V121H136V120H138L137 118ZM199 117H200V119H199ZM75 118H77V115H75ZM95 118V117H94ZM107 118V117H106ZM141 118V119H140ZM78 119H77V121L76 120H73L74 121V123L77 125L78 123H80V122H78ZM100 119V121L102 120L101 118H99ZM105 119V118H104ZM57 120V119H56ZM81 120V119H80ZM76 121V122H75ZM99 120H98V122H100ZM109 122V123H108ZM56 123H54V124H56ZM133 123V122H132ZM137 123V122H136ZM205 123V124H204ZM73 123H71V125H72ZM74 124V125H75ZM142 124V125H141ZM208 125V127H207V125ZM80 125V124H79ZM133 125V124H132ZM137 125V124H136ZM110 126H108V127H110ZM75 127V126H74ZM132 127H134V126H132ZM138 128V127H137ZM158 128H160V126L158 127ZM132 129V128H131ZM147 129V128H146ZM157 129V128H156ZM163 129V128H162ZM160 130V129H159ZM164 131V132H165ZM240 131V132H239ZM244 131V132H243ZM261 131H263L262 132V134L263 135H259V132H261ZM32 132V131H31ZM75 132V133H74ZM132 132V131H131ZM156 132V131H155ZM162 132V131H161ZM27 133V132H26ZM163 133V132H162ZM74 134V135H73ZM110 134V133H109ZM35 135H36V133H35ZM37 135H39L38 133H37ZM132 136V137H131ZM79 137V136H78ZM107 137V136H106ZM119 137V136H118ZM157 137V136H156ZM183 137H186V138H188L189 139V142H187L186 144L183 142L184 140L182 139ZM122 138V137H121ZM158 139V138H157ZM257 139H259V143H256L255 141L257 140ZM117 140V139H116ZM119 140V139H118ZM146 140V139H145ZM183 140V141H182ZM43 141V140H42ZM79 141V140H78ZM80 141H82V139H80ZM90 141V140H89ZM95 141V140H94ZM92 142V143H95L94 145H96V142ZM121 141V142H122ZM187 141V140H186ZM77 142V141H76ZM116 142V141H115ZM119 142V141H118ZM121 142H119V144H121ZM164 142V143H163ZM191 142H193V146H190V143ZM42 143V142H41ZM62 144V145H63ZM71 144V143H70ZM72 144H73V142H72ZM133 144H135V147H132V146H134ZM148 144V143H147ZM172 144V145H173ZM192 144V143H191ZM69 145V144H68ZM159 145V146H160ZM115 146H116V143H115ZM118 146V145H117ZM129 146V145H128ZM158 146V150L159 149H161L160 147ZM157 147V146H156ZM189 147H193V155H192V153H189ZM46 148V147H45ZM119 148H120V146H119ZM121 148H122V144H121ZM125 148H124V150H125ZM148 148V147H147ZM171 148V147H170ZM47 149V148H46ZM93 149H94V151H96L95 149H97V148H94V146H93ZM118 148H116L115 149V151L117 150ZM123 149V148H122ZM209 149H210V151H209ZM157 150V151H158ZM118 151V150H117ZM121 151H123V152H121ZM192 151V150H191ZM190 151V152H191ZM216 151L214 152L215 154H216ZM256 151V152H257ZM48 152V151H47ZM46 152V153H47ZM114 152V151H113ZM125 152V153H124ZM150 152V153H149ZM154 153H156V151H153ZM160 152V151H159ZM170 152V151H169ZM95 153H99V149L95 152ZM95 153H93V154H95ZM115 153V152H114ZM117 153H119V152H117ZM158 153V152H157ZM156 153V154H157ZM101 154V153H100ZM107 154H109V152L107 153ZM116 154V153H115ZM124 154H126L127 155V157H125L124 156ZM155 154V155H156ZM159 154V153H158ZM163 154H162V156H163ZM257 154V153H256ZM264 154V153H263ZM90 154H88V156H89ZM113 155V154H112ZM44 156V155H43ZM93 157H94V160H96V155H92ZM97 156H98V154H97ZM103 156L104 155H101V157H102V159H103ZM161 156V155H160ZM159 156V157H160ZM258 156V155H257ZM264 156V155H263ZM101 157H100V159H101ZM165 157H163V158H165ZM107 158V157H106ZM113 158V157H112ZM113 158V159H114ZM161 158V157H160ZM163 158H161L162 160H163ZM257 158V157H256ZM89 160H90V158H88ZM116 159V160H117ZM117 160V161H118ZM162 160H160V161H162ZM98 161H100V162H103V161H105V158H104V160L102 161V160H98ZM121 161H120V163H121ZM91 162H92V160H91ZM127 162H128V159H127ZM99 163V162H98ZM114 163V162H113ZM251 163H252V161H251ZM254 163V162H253ZM58 164V163H57ZM131 164V163H130ZM133 164V163H132ZM131 164V165H132ZM56 165V164H55ZM134 165V164H133ZM134 165V166H135ZM161 165V166H160ZM167 166V167H165V166ZM104 166H106V165H104ZM121 166V165H120ZM128 166V165H127ZM134 167V168H136V169H138L137 167ZM229 166H231V167H236L237 165H235V163L234 164H230ZM110 167V166H109ZM122 167H124V165L122 166ZM128 167H130V169H133V167H131L130 165L128 166ZM127 167V168H128ZM164 169V167L166 168L165 170H163L162 168ZM188 167H190V169L191 168H193L194 169V171L196 172V175L198 176V178L197 179H202L203 180V185H201V186H199V188H195L196 186H193V184H189V186H187L186 184H185V182L186 183H188V181H186V180H189L190 178V176H192L191 174H192V171H190V169H186V168H188ZM57 168V167H56ZM112 168V167H111ZM168 168H169V170H168ZM18 169H20V168H18ZM18 169H15L16 171L18 170ZM50 169V168H49ZM49 169L47 170V171H49ZM66 169H67V167H66ZM129 169V168H128ZM183 169H186V171L187 170H189L190 172H191V174H188L186 171V174H187V177L188 178H186V180H182V179H180V177L181 176H177V174L179 175V171L177 172L176 170H183ZM81 170V169H80ZM112 170V169H111ZM135 170V169H134ZM258 170V169H257ZM68 171V170H67ZM69 171H71L72 173H74L75 174V172H76V169L74 168H72V170L71 169H69ZM124 171V170H123ZM150 171V173H148ZM262 171V170H261ZM18 172H19V170H18ZM21 172V171H20ZM19 172V173H20ZM37 172H38V170H37ZM52 172H53V170H52ZM70 172V173H71ZM80 172V171H79ZM84 172V173H83ZM135 172V173H136ZM167 172V173H166ZM182 172H184V171H182ZM185 172H184V174H185ZM195 172L193 173L194 174V176H195ZM19 173H15L16 175H19ZM39 173V172H38ZM45 173V172H44ZM48 172H46L45 174H47ZM50 173V172H49ZM133 173H134V171H133ZM36 174V173H35ZM60 174V173H59ZM77 174V173H76ZM75 174V175H76ZM79 174V173H78ZM85 174V176L88 174V176L87 177H91V179H93V180H91V182H94L93 183V185L94 186H92V188H90L89 190H88V192H90L93 196H91V198L89 199V195H87V193H85V194H82L81 192L82 191H84L83 190V187L85 188L86 187V184L85 183H81L80 181H78V180H75V176L74 177H72L71 175H69V174H66V175H69V177L70 178H66V180L64 179V182H60V180H58L59 178L58 177H56V178H58V179H55V178H53L52 176H48L47 178H45L44 177V181H46L45 183H46V186H43V187H46V189H48L51 193H52V195L54 196V198L55 197H60L61 199H62V196H64V194H68V192L70 191L71 193L72 192H76V190H77V192H79V195L81 194L82 196L84 195L87 199H89L90 200V202H91V204H93V203H96L97 204V206L99 207V206H101L103 209H104V207L105 206H108L109 208H110V205H109V200H108V198L105 196L106 194H105V187H103V186H101V179H99L98 178V175L96 174V173H94V171L92 172H86L85 170L84 171H82V176ZM143 174V175H142ZM180 174H182L183 175V173H181L180 172ZM49 175H52V173H50ZM54 175H56V174H54ZM73 175V174H72ZM40 176V175H39ZM46 176V175H45ZM59 176V175H58ZM64 176V175H63ZM84 176V177H85ZM101 176V175H100ZM129 176H130V174H129ZM139 176V175H138ZM137 176V177H138ZM163 176H165V177H163ZM37 177V176H36ZM65 177V176H64ZM160 177H162V178H160ZM170 177V178H169ZM42 178V177H41ZM61 178H63L62 176H61ZM60 178V179H61ZM82 178V177H81ZM101 178H102V176H101ZM136 178V177H135ZM139 178H142V177H140L139 176ZM218 178V179H217ZM133 179V178H132ZM155 179V180H154ZM167 179H169V180H167ZM217 179V181L219 180V182H216V184L219 186V184H220V186L217 188L216 187V184H215V180ZM100 180V181H99ZM140 180V179H139ZM192 180V179H191ZM37 181H40V180H37ZM44 181H42L41 182V184H43V182ZM138 181V180H137ZM143 181H142V184H143ZM161 181V180H160ZM190 181V180H189ZM193 181V180H192ZM36 182V181H35ZM84 182V181H83ZM88 182V181H87ZM200 182V181H199ZM16 183H18V182H16ZM15 183V184H16ZM90 183V182H89ZM158 183V182H157ZM170 183V182H169ZM23 184V183H22ZM85 184V185H84ZM88 184V183H87ZM138 184V183H137ZM142 184H141V187H142V189L140 190L141 192H148V191H150V192H152V191H154L155 193V196H156V194H158V193H163V192H161V190H160V188H159V190L157 189V187H159V186H156L155 187V185L156 184H154V182L152 183L151 182V184L150 183H148V184H150L151 186H149L148 185V187H144L143 188V186H142ZM165 184V183H164ZM163 184V185H164ZM11 185V184H10ZM82 185H84V186H82ZM131 185H132V183H131ZM20 186H21V184H20ZM27 186V185H26ZM26 186H24V187H26ZM167 186V185H166ZM12 187H13V185H12ZM87 187H88V185H87ZM134 187V186H133ZM140 187V188H141ZM155 187V188H154ZM226 187V188H225ZM10 188L11 187H9V184H6V182H2V179L0 178V235L1 236H3L4 237V241H6L7 243H8V248L11 250H13V249H15L16 248V245H18L17 243H15L14 242V238H15V236L16 235H18L19 233H17L16 234V232L18 231L17 229L18 228H20V227H18V223H21V221L19 222V219L20 220H22L21 219V217H20V215H17L16 214V212H15V210L13 211V207H12V205L13 204H6V203H9V201L6 199L7 197H10L11 196V198L13 199V196H12V194H13V191H14V188L13 189H11L10 190ZM225 188V189H224ZM88 189V188H87ZM92 189V190H91ZM197 189H199V190H197ZM10 190V191H9ZM16 190V189H15ZM74 190V191H73ZM138 190H139V187H138ZM152 190V191H151ZM189 190V191H188ZM48 191V192H49ZM86 191V190H85ZM107 191V190H106ZM137 191V190H136ZM136 191H134L133 193L131 192V193H129L130 195L129 196H126V197H124V198H117L118 200H115V198H112L113 199V203L112 204H116V205H119V207L120 206H122V209L121 210H123L122 211V214H121V216H122V218H123V220L125 219V220H128L127 221V224L130 226L131 224H129L128 222H130V220H131V218L132 219H136L137 218V215H138V219L137 220H135V222L136 223H139L140 222V220H139V218H140V213H142L143 212V215H144V213H145V217H146V219L148 218V217H151V215H148V211H146L148 208H146V209H144V207H151L150 205H152L153 207H155V205H153V204H156L155 203V201H145V199H143V197H141V195H136V194H134ZM14 192H16V191H14ZM46 192H47V190H46ZM49 192V193H50ZM87 192V191H86ZM153 193V192H152ZM75 194V193H74ZM78 194V193H77ZM89 194V193H88ZM109 194V193H108ZM160 194H158V197L160 196ZM17 195H18V191H17ZM21 195V194H20ZM80 195V196H81ZM22 196V195H21ZM68 196V195H67ZM81 196V197H82ZM161 196H163V195H161ZM110 198V197H109ZM15 199V198H14ZM61 199H59V200H61ZM108 201H107V200ZM147 200V199H146ZM149 200V199H148ZM219 202V201H218ZM111 204V205H112ZM223 205H224V203H222ZM162 205V204H161ZM222 205V206H223ZM225 205H226V203H225ZM152 207V208H153ZM180 207V206H179ZM231 207V206H230ZM223 208H224V206H223ZM15 209V208H14ZM107 209V208H106ZM151 209V208H150ZM164 209H165V207H164ZM106 211V210H105ZM136 211V212H135ZM142 211V212H141ZM146 211V212H145ZM156 211V210H155ZM108 213H110L109 211H107ZM112 212V211H111ZM154 212V211H153ZM160 212V211H159ZM158 212V213H159ZM161 212H163V210L161 211ZM175 212V211H174ZM231 213L229 214V211H228V214H229V217H228V214H227V217H228V221H230V222H236V224H237V226L239 227V229H241L243 232H247V233H256V232H258L260 229H257L254 225L256 224V222L259 220V219H261V220H263L264 221V217L262 218V217H260V214L259 213H261L262 214V212H259V213H256V212H249V213H247V212H242L241 211V209H240V211H237V212H232V211H230ZM151 213V212H150ZM154 213H157V212H154ZM179 213V212H178ZM227 213V212H226ZM134 214L136 215V217H134ZM151 214H153V213H151ZM162 214V213H161ZM142 215V214H141ZM155 215V214H154ZM19 216V217H18ZM30 216V215H29ZM157 216V215H156ZM200 216V217H199ZM145 217H143V218H145ZM182 217H184V216H182ZM197 217V216H196ZM181 218V217H180ZM110 219L111 218H109L108 216H94V215H91V216H89V218H88V220H89V222H90V227H92V226H95L94 224L96 223V224H100V223H102V222H104V223H106V222H110ZM141 219V218H140ZM150 218H148L147 220H145V219H143L142 220V226L144 227V225H145V227L144 228H146V230L144 229V231H143V233L145 234H143L146 238L147 237H149V234H148V230L150 229H153V228H150L151 226H152V222H151V220L152 219H154V218H152L151 217V219L149 220ZM185 219V218H184ZM28 220V219H27ZM145 220V221H144ZM18 221V222H17ZM132 221V220H131ZM138 221V222H137ZM201 221V222H202ZM223 221V220H222ZM227 221V220H226ZM92 222V223H91ZM109 222L108 223H106V225H107V232H104V231H102L101 232V230H96V231H98V233L101 235L102 233H104V235L105 236H107L108 238L109 237H115V238H117V236H118V234L120 233L119 231L121 230V228H122V226H120V224L119 223H121V220H120V222H119V220H118V226L117 227H113L112 226V223H110L111 225H109ZM126 222V221H125ZM134 222V221H133ZM133 222H130V223H133ZM210 222V221H209ZM229 222V223H230ZM221 223V222H220ZM226 223V222H225ZM83 224H84V222H83ZM114 224V223H113ZM155 224V223H154ZM212 224V223H211ZM218 224V223H217ZM134 225V224H133ZM224 225V224H223ZM16 226V227H15ZM20 226V225H19ZM215 228H216V226H214ZM118 228L120 229V230H118ZM127 228V227H126ZM149 228V229H148ZM37 229V228H36ZM116 229H117V231H116ZM127 230H129L130 231V227H129V229H127ZM132 230V229H131ZM149 230V231H150ZM20 231H21V229H20ZM115 231L117 232V233H115ZM133 233H134V235H133V233L130 231V235H128V237H127V239H128V241L127 242H129V245H134L135 246V244H134V240L136 239V233L137 232H135V230H134V227H133ZM263 232V231H262ZM11 233L12 234H14L15 236H13V235H11ZM123 233V232H122ZM260 233V232H259ZM34 234V233H33ZM151 235V234H150ZM259 235H261V237L263 238V235H264V233L263 234H258V236ZM14 237V238H13ZM31 237V236H30ZM106 237V238H107ZM125 237V236H124ZM151 237V236H150ZM260 237V238H261ZM27 238V240H29L28 239V237H26ZM143 238V237H142ZM16 239V238H15ZM33 239V238H32ZM110 239V238H109ZM118 239V238H117ZM264 239V238H263ZM30 241V240H29ZM33 243V242H32ZM19 248L18 249H16V250H19L20 248L22 249V246L20 247V246H18ZM21 251V250H20ZM26 251H28V250H26ZM19 252V251H18ZM22 252V251H21ZM25 253V251H23V254ZM27 253V252H26ZM26 253L24 254V256L26 255ZM27 254H29V253H27ZM19 255H20V253H19ZM21 255H22V253H21ZM23 256V255H22ZM4 262V261H3ZM0 264H2V260L0 259Z\"/></svg>", "mask_w": 264, "mask_h": 264}]
</instances>
